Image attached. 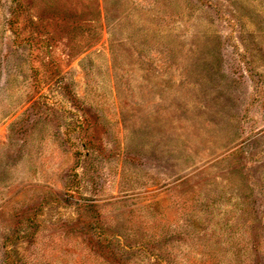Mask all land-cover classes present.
<instances>
[{
  "label": "rangeland",
  "instance_id": "obj_1",
  "mask_svg": "<svg viewBox=\"0 0 264 264\" xmlns=\"http://www.w3.org/2000/svg\"><path fill=\"white\" fill-rule=\"evenodd\" d=\"M0 264H264V0H0Z\"/></svg>",
  "mask_w": 264,
  "mask_h": 264
}]
</instances>
